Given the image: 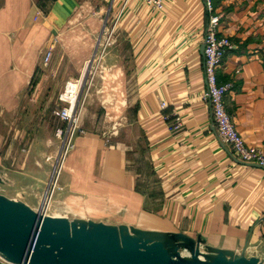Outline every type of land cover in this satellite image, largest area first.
Listing matches in <instances>:
<instances>
[{"label": "crops", "instance_id": "obj_1", "mask_svg": "<svg viewBox=\"0 0 264 264\" xmlns=\"http://www.w3.org/2000/svg\"><path fill=\"white\" fill-rule=\"evenodd\" d=\"M112 1L0 0V120L10 115L16 123L9 146L0 133V165L12 157L14 195L23 193L34 208L47 188L55 129L63 124L55 113L59 93L82 62L95 60ZM214 9L218 35L232 43L217 69L219 83H233L226 109L246 143L264 153V0H214ZM111 15L119 16L113 51L122 72L110 81L125 94L127 124L107 136V108L90 98L56 196L81 211L74 217L92 213L91 203L100 214L87 218L202 234L234 250L249 237L248 252L264 257V167L219 140L205 96L206 4L165 0L155 8L147 0H114ZM61 59L67 66L53 68Z\"/></svg>", "mask_w": 264, "mask_h": 264}, {"label": "water", "instance_id": "obj_2", "mask_svg": "<svg viewBox=\"0 0 264 264\" xmlns=\"http://www.w3.org/2000/svg\"><path fill=\"white\" fill-rule=\"evenodd\" d=\"M5 181L0 175V183ZM202 234L52 215L0 193V257L13 264H264Z\"/></svg>", "mask_w": 264, "mask_h": 264}, {"label": "built area", "instance_id": "obj_3", "mask_svg": "<svg viewBox=\"0 0 264 264\" xmlns=\"http://www.w3.org/2000/svg\"><path fill=\"white\" fill-rule=\"evenodd\" d=\"M113 1L104 15L105 18L103 20L100 34L102 38H99V42L101 40L100 45L102 44L103 40L107 39V36L110 37L112 42H115L114 36L119 23V16L113 17L111 15ZM203 1L206 4L209 12V26L205 36L204 49L205 78L208 83V89L205 93V96H207L211 102L212 118L217 128L218 138L220 141L230 146L237 157L241 160L245 162H254L264 167V153L262 149L246 143L245 139L233 123L231 115L226 109L225 95L232 89L233 83H219L217 69L221 65L227 51L231 48L232 43L227 36L218 35L220 17L215 12L214 0ZM164 3L165 0H147V4L155 8H162ZM43 55V63L48 65L52 56L51 50H47ZM90 75L91 74H87L86 77H84V73H82L78 78H68L59 93L58 99L61 104L55 113L64 125L57 127L56 134L59 138H62V156H65L68 150L73 147V140L76 134L79 131L83 132L80 127L81 111L88 93V89L90 87ZM116 77L118 79L119 75ZM105 88H107V86ZM112 90L113 91L108 93L107 97L104 98V106L107 108L106 115L109 120L108 122L111 124V129H116L115 132H111V129L109 128L106 129L105 134H107L109 137L116 133L120 127L126 126L127 124V118L123 114V107L127 104L125 94L121 90L118 83L112 86ZM109 107H111V110ZM161 107L162 109H165L167 107L166 103H162ZM174 115L175 120L172 123V126L174 128H178L181 125V120L179 116H176V113ZM165 118L169 119L170 117L165 116ZM58 163L59 162H57L54 168L53 177L46 193H48L50 187H52L53 184L55 186V174L59 173L60 170L57 166ZM51 196L52 193L50 197ZM45 212L48 213L46 210ZM0 264L13 263H10L0 257Z\"/></svg>", "mask_w": 264, "mask_h": 264}, {"label": "rangeland", "instance_id": "obj_4", "mask_svg": "<svg viewBox=\"0 0 264 264\" xmlns=\"http://www.w3.org/2000/svg\"><path fill=\"white\" fill-rule=\"evenodd\" d=\"M55 14L52 15V18H56ZM104 18L105 17L103 16V18L101 19V24H102ZM115 46H116L115 42H112L110 37L107 36V39L103 40L102 44L98 48L96 60H95V65H94V68L92 70V73H91L90 79H89L90 87L88 89V93H87V96H86V99H85V102H84V105H83L82 111H81V120L84 116V112H85V108L87 107V103L93 95H95V99H98L100 104L104 105V103H105L104 98L107 97L108 93L113 91L112 86L114 85V82H117L116 76H114L112 78L114 80V82L110 81V75L112 73H115L118 71L116 73V75L120 76V74L122 72L121 68H120L121 61L116 60L115 55H114L115 53L113 51V47H115ZM91 51L92 52L94 51L93 48ZM91 51H90V55H91ZM90 55H89V58H90ZM85 62L86 61L82 62V67L85 64ZM68 63H69V61H65V60L61 59L59 62L56 61V66L53 68H55V69L58 68V70H62L63 68H65L67 66ZM89 63L91 64V62H89ZM82 67H81V71H79V73H78V76L73 77V78L80 77V75L82 74ZM87 71H88V69H87ZM50 81L51 82L49 83V85L51 87H55L56 86L55 78L50 79ZM106 86H107V88H105ZM123 114H124V112H123ZM11 117L12 116L8 115V117H4L5 121L0 120V133L2 135L4 134L3 136L7 138V141H6L7 146L12 144L13 131H14V128H16L15 127L16 123L15 122H14V124L11 123V120H12ZM32 122L33 121L30 120L29 117L28 118H27V116L25 117V125H27V123L29 125H31ZM62 125H64V124H62ZM110 125H111L110 122H108L106 129H108V128L111 129ZM123 127H125V126H123ZM123 127H120L117 130V132L119 130L123 129ZM115 131H116V129H111V132H115ZM55 134H56V129H55ZM56 138H57V147H55V149H54V154H53V156H48L46 158L47 160H49L52 163V167H51V170L49 172V179H48L46 191H47V189L50 185L51 179L53 177L54 168H55L58 160L60 159L59 157L61 156L62 138H59L57 136V134H56ZM73 142H74V140H73ZM56 148H57V150H56ZM69 150H71V148ZM69 150H68V152H69ZM66 155L67 154H65V156H62L60 163L58 165V168L60 170H59L58 174L57 173L55 174L54 180L56 181V183L54 181L55 186L53 184L51 187V190L49 192L50 195L52 193V196L50 197V195H49V206L46 209V211L48 212V214L66 215V216L72 218L74 216H78L81 211H78V209H70V207H72V206H70L72 203H70V205H68L67 203L66 204L62 203L63 200L62 199L60 200L59 196H56L57 190L59 189V177H60L62 170H63V164H64V160H65ZM6 160H7L6 164H3V166L0 165V169H1L0 175L3 178V180L5 181L4 183H0V193H3L5 195H7L9 197H13V198H22L24 200V194L23 193L19 194L18 196L14 195L17 192V190L13 189L12 183H11V178L13 176L11 171H10L12 169V165H11L12 157L9 156L8 159H6ZM79 201L82 202L83 200L76 199L73 202V204L76 202H79ZM87 202H89V201H87ZM90 205L93 207L92 213H88L87 216L88 217H90V216L97 217L100 214L98 212V208L95 207V205H93L91 203H90ZM65 206L69 207V209H66V208L64 209ZM87 216H85V217L87 218ZM80 217H84V216L80 215Z\"/></svg>", "mask_w": 264, "mask_h": 264}, {"label": "bare ground", "instance_id": "obj_5", "mask_svg": "<svg viewBox=\"0 0 264 264\" xmlns=\"http://www.w3.org/2000/svg\"><path fill=\"white\" fill-rule=\"evenodd\" d=\"M102 29V28H101ZM100 34H101V30H100ZM99 38H102L100 35H99ZM98 38V39H99ZM100 43H101V40H100V42H99V45H100ZM98 45V46H99ZM96 55H97V53H96ZM95 60H96V57H95ZM95 60H92L91 61V64L90 63H87V64H85V66H84V68H83V70H82V73H84V77H86V75L87 74H91V72H92V70H93V68H94V65H95ZM90 65V66H89ZM87 69H88V71H87ZM117 76V75H116ZM109 109L111 110V107H109ZM60 159L58 160V162L60 163V160H61V158H62V154H61V156L59 157ZM59 163H58V165H59ZM57 165V166H58ZM59 169V168H58ZM58 174V173H57ZM50 189H51V187H50ZM50 189H49V191H50ZM45 191V190H44ZM49 191H48V193H46L47 191H45V193H44V195H43V197H42V200H41V205H40V208H43V211H45L47 208H48V206H49Z\"/></svg>", "mask_w": 264, "mask_h": 264}]
</instances>
